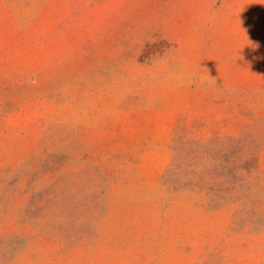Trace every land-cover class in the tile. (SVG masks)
<instances>
[{
  "label": "rangeland",
  "instance_id": "1",
  "mask_svg": "<svg viewBox=\"0 0 264 264\" xmlns=\"http://www.w3.org/2000/svg\"><path fill=\"white\" fill-rule=\"evenodd\" d=\"M0 264H264V0H0Z\"/></svg>",
  "mask_w": 264,
  "mask_h": 264
}]
</instances>
